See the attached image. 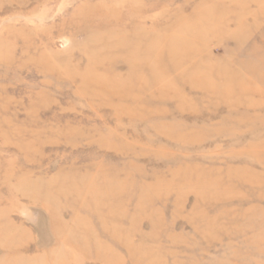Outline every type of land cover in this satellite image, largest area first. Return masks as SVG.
I'll list each match as a JSON object with an SVG mask.
<instances>
[{"label":"rangeland","instance_id":"rangeland-1","mask_svg":"<svg viewBox=\"0 0 264 264\" xmlns=\"http://www.w3.org/2000/svg\"><path fill=\"white\" fill-rule=\"evenodd\" d=\"M0 264H264V0H0Z\"/></svg>","mask_w":264,"mask_h":264}]
</instances>
